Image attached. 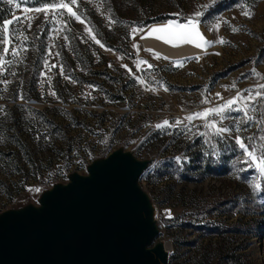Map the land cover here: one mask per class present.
I'll list each match as a JSON object with an SVG mask.
<instances>
[{"label":"rangeland","instance_id":"374dc122","mask_svg":"<svg viewBox=\"0 0 264 264\" xmlns=\"http://www.w3.org/2000/svg\"><path fill=\"white\" fill-rule=\"evenodd\" d=\"M51 2L24 0L17 9L0 0V27L21 17L8 33L15 29L19 35L12 42L19 55L11 56L9 45L3 59L13 63L0 73V81L9 82L0 83V212L38 204L42 191L68 182L73 171L86 174L92 160L124 147L151 160L140 184L156 209L160 232L154 242H164L168 264H264V177L241 162L234 139L256 137L245 142L260 143L264 108L258 107L257 120L249 123L237 111L227 112L223 121L215 114L191 123L185 119L264 83V0H78L72 7L83 23L66 9L35 11ZM245 10L253 13L251 18L243 15ZM54 11L65 15L53 19ZM196 11L204 13L199 28L208 40L222 37L230 43H215L201 56L165 60L145 46L144 38L155 37L146 35L147 28L132 38L134 27L184 22ZM196 56L199 60L174 66V61ZM138 61L147 63L137 67ZM253 69L261 77L252 75ZM177 119L184 124L155 127ZM213 119L234 131L215 136L204 127ZM178 156L187 160L178 164ZM255 183L261 184L258 192ZM35 187L41 191L31 190Z\"/></svg>","mask_w":264,"mask_h":264},{"label":"water","instance_id":"95a60500","mask_svg":"<svg viewBox=\"0 0 264 264\" xmlns=\"http://www.w3.org/2000/svg\"><path fill=\"white\" fill-rule=\"evenodd\" d=\"M151 160L124 147L87 173L0 212V264H168L155 207L140 184Z\"/></svg>","mask_w":264,"mask_h":264},{"label":"snow or ice","instance_id":"6c2138e0","mask_svg":"<svg viewBox=\"0 0 264 264\" xmlns=\"http://www.w3.org/2000/svg\"><path fill=\"white\" fill-rule=\"evenodd\" d=\"M10 4H14V6L19 9L21 5L24 3V0H19V2H16V0H9ZM78 0H69V2L65 3L64 0H53L51 3H46L43 5L41 8H36V12H45L47 13V10L52 9V10H57V9H66L67 13L70 17H74L77 21H81L82 23L84 22L81 20V15L78 14L77 11L73 10L72 5H77ZM207 7V6H204ZM28 11H32V9H28ZM56 15H65L64 12H59L56 13L55 11L53 12V19H55ZM174 16H179L180 14H173ZM204 15L203 12L201 11H196L191 17H185L184 22H180L179 20H169L165 24H159V25H152V26H139V27H134L131 29L132 33V38L135 39V35L137 32H144L145 29L147 28L146 35L147 36H155L156 39L163 41L166 44L172 45L174 47H178L183 44H192L195 45L198 48H205L210 47L211 45L215 43L219 44H225V43H230L229 41H226L224 38H219L215 41L208 40L204 34L200 31L199 25L202 22L201 17ZM243 15L246 17L251 18L253 13L250 10H245L243 12ZM21 17L19 16H14L12 19H8L2 22V27H0V73H3L5 69V65L7 64H12V60H8L7 62L3 59V56L9 54V45H12L11 47V56H18L19 55V50L18 47L12 42L14 40H19L20 37L17 34L16 30L13 29L11 36L8 35L9 33V26L14 25L15 23H18L20 21ZM28 19H31V17H28ZM110 19L111 23H116V21H113ZM65 25L67 24V21H64ZM30 27V25H29ZM220 27V23L215 24V29L218 30ZM212 28L210 27V31ZM58 31H63V29H60ZM86 32L92 33L91 28H86ZM232 31L236 32L239 31L238 28L235 26L232 27ZM96 44L101 45V47H104V45L101 43L99 39H96L95 34H92L90 37ZM142 39L144 37H141ZM24 39L26 40L27 37L25 36ZM65 40H67V37H64ZM134 48H137L139 50V45L134 44ZM110 50V49H109ZM147 51H153L152 49H146ZM26 51V49H25ZM49 54H51V50H49ZM216 55H219L220 53H215ZM55 55L59 56V53H56ZM156 58H161L160 53H155ZM199 56L196 57H185L182 60H177L174 61V66H179L182 67L184 61L188 59H196L199 60ZM163 59L168 60L170 59L167 56H164ZM141 63H147V61H138L137 62V67H139V64ZM45 64L47 65V61H45ZM111 66V65H109ZM51 67H56V65H52ZM122 67L126 68L130 73L131 69L128 68V65H122ZM148 67L151 68L153 67L151 64H148ZM61 72H63V66L60 65ZM252 75H255L257 77H261V74L256 72L255 69L252 70ZM134 79H136L139 83H144V81L136 76L134 73H132ZM264 78V77H261ZM0 83L7 84L9 83L7 80L0 81ZM90 88H94L93 85H89ZM161 87H164V85H161ZM232 87H235V84L232 85ZM155 91L156 89H150ZM164 90L167 91V87H164ZM244 92L247 93V95H244ZM254 93V94H253ZM52 95H55V93H51ZM88 96L91 95V93L87 94ZM217 97H220L221 99L223 98L220 93L216 94ZM20 99H23V96H20ZM204 103H207V97H205V100L203 101ZM238 104H242V106L237 107ZM259 108H264V83L257 84L254 86V88L246 89L243 92H237V95L233 97L232 99H229L222 105H218L215 108H206L201 112H195L190 115H188L185 119L191 123L193 120L196 118H203L207 120V118L215 114L219 116V121H223L228 119V115L226 114L227 112L231 111H237L241 112L242 119L244 123H249L257 120V117L255 113L258 111ZM218 121L213 119L207 123H205L204 127L206 129H212L213 134L215 136L223 137L225 134H231L234 129L227 127V126H218ZM258 123L264 125V120H259ZM184 124L183 120L177 119L174 123L170 122L169 120H164L162 123H158L155 125L157 129H167V128H176L180 125ZM185 130L187 132H191L192 129L189 128L187 125H185ZM235 131L239 132L240 127L239 125L236 126ZM199 135H208L207 132H202L198 133ZM235 143L236 145L240 148L242 152V163L247 165L249 168H256L260 174L261 177H264V136H261L260 143H246L245 140L249 141H254L256 137H243V136H235ZM106 143L107 141H103ZM259 149V151H258ZM178 164H182L184 161L187 160V158H184V161L181 160V157H176L175 158ZM253 189L255 191H259L261 189V184L260 183H255L253 184ZM35 192H40L41 189L39 187H35L34 189ZM165 215L166 218L171 219L172 218V213L170 209L165 210Z\"/></svg>","mask_w":264,"mask_h":264},{"label":"bare ground","instance_id":"6f19581e","mask_svg":"<svg viewBox=\"0 0 264 264\" xmlns=\"http://www.w3.org/2000/svg\"><path fill=\"white\" fill-rule=\"evenodd\" d=\"M143 41L147 48L150 47L152 49H155L160 54H162L163 56H167L170 59H179L180 57L193 55L195 53L201 56L206 51L205 48H198L192 44H183L178 47H174L172 45L164 43L161 40L156 39L155 37H147L144 38Z\"/></svg>","mask_w":264,"mask_h":264}]
</instances>
